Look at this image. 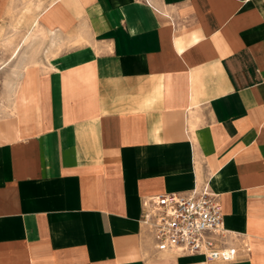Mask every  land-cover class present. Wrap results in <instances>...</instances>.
<instances>
[{
  "label": "crops",
  "instance_id": "0c3cea01",
  "mask_svg": "<svg viewBox=\"0 0 264 264\" xmlns=\"http://www.w3.org/2000/svg\"><path fill=\"white\" fill-rule=\"evenodd\" d=\"M40 1L50 56L0 83V264H264V0ZM207 180L234 260L157 251L142 199Z\"/></svg>",
  "mask_w": 264,
  "mask_h": 264
},
{
  "label": "built area",
  "instance_id": "2783aa9c",
  "mask_svg": "<svg viewBox=\"0 0 264 264\" xmlns=\"http://www.w3.org/2000/svg\"><path fill=\"white\" fill-rule=\"evenodd\" d=\"M140 220L149 228L157 251L202 254L221 262L236 256V248L227 243L232 231L224 227L219 194L208 180L187 191L144 197Z\"/></svg>",
  "mask_w": 264,
  "mask_h": 264
},
{
  "label": "rangeland",
  "instance_id": "374dc122",
  "mask_svg": "<svg viewBox=\"0 0 264 264\" xmlns=\"http://www.w3.org/2000/svg\"><path fill=\"white\" fill-rule=\"evenodd\" d=\"M40 7V0H22L3 23L0 30L1 84L17 82L28 65L49 58L47 46L53 40L45 34L43 53L42 32L35 20Z\"/></svg>",
  "mask_w": 264,
  "mask_h": 264
}]
</instances>
